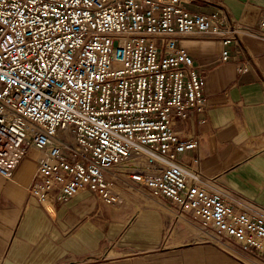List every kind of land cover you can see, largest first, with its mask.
<instances>
[{
    "label": "built area",
    "instance_id": "obj_1",
    "mask_svg": "<svg viewBox=\"0 0 264 264\" xmlns=\"http://www.w3.org/2000/svg\"><path fill=\"white\" fill-rule=\"evenodd\" d=\"M247 33L186 0H0V175L33 149L28 194L50 214L83 190L116 208L169 201L192 212L178 223L195 242L234 241L264 264V208L185 164L198 141L174 125L210 108L180 41L216 40L226 63Z\"/></svg>",
    "mask_w": 264,
    "mask_h": 264
},
{
    "label": "crops",
    "instance_id": "obj_2",
    "mask_svg": "<svg viewBox=\"0 0 264 264\" xmlns=\"http://www.w3.org/2000/svg\"><path fill=\"white\" fill-rule=\"evenodd\" d=\"M186 7L218 14L251 34L230 46L234 58L226 63L216 40L180 41L204 78L210 105L207 112L190 109L186 119L174 118L179 134L198 141L181 159L264 208V39L252 35L264 22V0H186ZM240 62L249 71L239 72ZM38 157L31 149L13 180L0 175V264H255L262 258L234 241L176 236L179 218L189 220L192 212L182 214L169 201L163 209L116 208L83 190L57 202L50 214L28 194Z\"/></svg>",
    "mask_w": 264,
    "mask_h": 264
},
{
    "label": "rangeland",
    "instance_id": "obj_3",
    "mask_svg": "<svg viewBox=\"0 0 264 264\" xmlns=\"http://www.w3.org/2000/svg\"><path fill=\"white\" fill-rule=\"evenodd\" d=\"M187 217H191V216H187ZM188 219H191V218H188ZM175 234H176V236H180V235H182V236H191L190 230L182 222L181 223L179 222V225L176 226V233Z\"/></svg>",
    "mask_w": 264,
    "mask_h": 264
},
{
    "label": "bare ground",
    "instance_id": "obj_4",
    "mask_svg": "<svg viewBox=\"0 0 264 264\" xmlns=\"http://www.w3.org/2000/svg\"><path fill=\"white\" fill-rule=\"evenodd\" d=\"M163 209V208H162ZM176 216V215H175ZM179 233V232H178Z\"/></svg>",
    "mask_w": 264,
    "mask_h": 264
}]
</instances>
